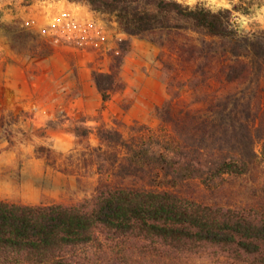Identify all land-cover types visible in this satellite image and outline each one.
Listing matches in <instances>:
<instances>
[{"label":"trees","instance_id":"16d2710c","mask_svg":"<svg viewBox=\"0 0 264 264\" xmlns=\"http://www.w3.org/2000/svg\"><path fill=\"white\" fill-rule=\"evenodd\" d=\"M67 1L113 14L130 35L163 29L170 15L185 20L215 39L178 50L190 61L221 56L218 79L227 88H244L195 108L169 99L155 108L156 128L131 126L127 138L97 128V145L86 141L78 164L60 170L77 180L79 171L95 173L91 196L72 203L0 200V264H264V30L243 32L234 16L248 14L249 7ZM49 53L47 45L40 51ZM92 78L102 101L108 100L115 73ZM74 135L87 139L89 130L76 127ZM35 152L45 159L53 154L45 146ZM237 180L248 184L245 195L232 200Z\"/></svg>","mask_w":264,"mask_h":264},{"label":"rangeland","instance_id":"374dc122","mask_svg":"<svg viewBox=\"0 0 264 264\" xmlns=\"http://www.w3.org/2000/svg\"><path fill=\"white\" fill-rule=\"evenodd\" d=\"M176 1L211 10L242 3L249 12H234L239 28L264 30V0ZM163 22V29L130 35L113 14L95 12L84 2L0 0V200L48 204L89 197L95 173L79 171L77 180L60 170L78 164L86 141L97 145V128H113L127 138L131 126L156 128L155 108L169 99L195 108L216 94L243 91L244 86L227 88L218 79L221 56L190 61L178 50L215 38L172 15ZM46 45L50 53L41 55ZM111 71L115 88L102 101L92 74ZM76 127L89 130L87 139L75 137ZM38 146L53 154L37 155ZM254 148L259 151L258 142ZM247 184L233 182L231 199L244 196Z\"/></svg>","mask_w":264,"mask_h":264},{"label":"crops","instance_id":"0c3cea01","mask_svg":"<svg viewBox=\"0 0 264 264\" xmlns=\"http://www.w3.org/2000/svg\"><path fill=\"white\" fill-rule=\"evenodd\" d=\"M51 132H52V131H51ZM51 132H50V131H48V133H49V134H51ZM55 146H56V143H55V142H53V147H55ZM67 148H68V147H67ZM67 148H66V149H67Z\"/></svg>","mask_w":264,"mask_h":264}]
</instances>
